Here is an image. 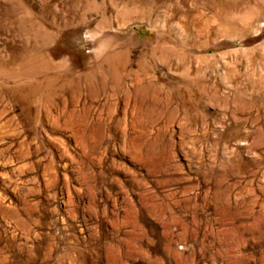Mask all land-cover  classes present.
<instances>
[{"label":"rangeland","instance_id":"374dc122","mask_svg":"<svg viewBox=\"0 0 264 264\" xmlns=\"http://www.w3.org/2000/svg\"><path fill=\"white\" fill-rule=\"evenodd\" d=\"M0 264H264V0H0Z\"/></svg>","mask_w":264,"mask_h":264},{"label":"bare ground","instance_id":"6f19581e","mask_svg":"<svg viewBox=\"0 0 264 264\" xmlns=\"http://www.w3.org/2000/svg\"><path fill=\"white\" fill-rule=\"evenodd\" d=\"M33 72H30L29 74H32Z\"/></svg>","mask_w":264,"mask_h":264}]
</instances>
